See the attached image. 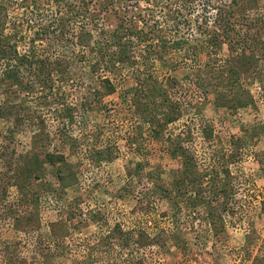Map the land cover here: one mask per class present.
I'll return each mask as SVG.
<instances>
[{"label":"rangeland","instance_id":"1","mask_svg":"<svg viewBox=\"0 0 264 264\" xmlns=\"http://www.w3.org/2000/svg\"><path fill=\"white\" fill-rule=\"evenodd\" d=\"M121 2L132 63L98 57L104 31H123L114 6L109 25L93 13L89 43L63 45L38 30L57 6L7 2L6 49L33 46L35 65L10 84L0 64V264H264V8L228 38L214 1ZM158 31L166 52L147 57Z\"/></svg>","mask_w":264,"mask_h":264},{"label":"trees","instance_id":"2","mask_svg":"<svg viewBox=\"0 0 264 264\" xmlns=\"http://www.w3.org/2000/svg\"><path fill=\"white\" fill-rule=\"evenodd\" d=\"M22 1V4H25L27 7L32 8L34 7L35 10H38L42 12L43 10L46 11L48 9L47 5L50 6L54 4L58 8V15L57 17L53 18L51 22L54 24L55 27H50V29L45 27L44 25L40 24L38 27L39 32L41 34H47L49 30H52L54 28H58V33L54 39V41L60 42L61 44H73L75 43L76 45H84L85 43H89L92 40V35H91V30L89 27V24L91 20H93V13L96 16V12L98 13L99 11H102L103 14L100 16L103 21L106 22L105 25H109L110 23V16L113 14L114 16L119 19V25L122 27V32L117 33V30L112 29V30H105L104 33L106 37H108V41L106 43H103L101 40L100 42L95 41L97 43V52H98V57L100 58L101 61L107 62V60H116L117 62H125L127 61L128 63H132L130 60L131 57L135 54V47L134 44H130L129 41H124V38H130L133 36H139L138 32V22L135 21V16L130 15L127 11H120L117 10L116 6V1L117 0H75L74 2H69L67 0H20ZM121 2V0H118ZM127 0L122 1L121 3H125ZM129 1V0H128ZM186 2V0H183ZM211 1H214L215 3L211 4V6L215 7L216 9L219 10L220 12V24L225 26L224 34L226 37L229 38V33L232 32L234 33L236 30L233 29V25L235 23H244V18H245V11L247 9L253 8L254 7H263L264 8V0H229L224 1V0H207V2L203 3V5H207L212 3ZM7 2L9 0H6V3H1L0 4V64L2 63L4 66L3 70V76L1 81L7 82V80H10L9 83L12 84V82H18L20 81V71L19 67L21 64H26L29 67H33L35 65L34 62V57L33 54H35L34 47L31 46L29 53L28 54H23V55H17L14 50H8L6 49V45L4 42L6 39L9 37H4L1 35L2 32V25L3 22L6 19L7 15ZM220 2V3H219ZM228 2V3H227ZM66 4L64 7V10L61 9L60 5ZM185 4V3H184ZM113 13H111L110 9L108 10V7H112ZM43 9V10H42ZM34 12V10H32ZM47 12V11H46ZM222 13V14H221ZM43 14V13H39ZM181 14V13H180ZM82 15V25H81V30L78 32H73V29L68 26V23L74 21L75 16ZM91 15V16H87ZM140 16V15H139ZM140 18V17H139ZM71 20V21H70ZM180 20L183 22H188V20L185 17H182ZM55 30V29H54ZM160 33H163V31L160 29ZM158 31V36H160L157 47L158 49H154L153 47L150 46V43H145V48L142 49V52H145V56L150 57L151 54L156 55L157 57H162L163 53L166 52V47L163 38V34L159 35ZM45 32V33H44ZM82 32V33H80ZM240 32V31H238ZM247 35V34H246ZM246 35H243L242 37H239L238 39L234 40L233 38L230 39L232 41V46L235 48H244L245 45H247L248 39ZM39 36V35H38ZM217 33H211L210 36L207 38L214 40L216 42ZM159 38V37H158ZM50 40V39H49ZM147 40V36L143 33L141 38L138 39L139 42H145ZM32 41L34 42V37L32 38ZM3 43L5 45H3ZM84 43V44H83ZM33 44V43H32ZM174 48L177 50H181L183 52L184 56H188V54L192 57H196L197 55V50L193 49V47H185L187 45L186 38L180 37L179 39H176L174 42ZM162 45V46H161ZM160 48V49H159ZM96 50V49H94ZM183 50V51H182ZM91 53V50L89 51ZM212 53V52H210ZM264 54V52L262 53ZM191 57V58H192ZM108 58V59H107ZM188 58V57H186ZM184 57L183 60L186 59ZM60 57H58V62H56V72L62 76L68 72V69L65 64H61L59 61ZM10 61H14L15 63V68L11 69ZM48 62L47 60H44ZM112 64V62H111ZM114 66V65H113ZM132 66V65H130ZM45 67L47 68L48 65L45 64ZM35 73V72H34ZM36 75H39V71L36 70ZM10 78V79H9ZM11 86V85H10ZM193 170V169H191ZM189 170V171H191ZM194 171V170H193ZM184 173L187 172V170L183 171ZM193 179V178H192ZM190 179V183L195 186L197 184V181H194Z\"/></svg>","mask_w":264,"mask_h":264}]
</instances>
